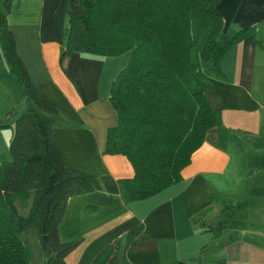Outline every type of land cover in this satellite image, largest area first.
Returning a JSON list of instances; mask_svg holds the SVG:
<instances>
[{"label":"crops","instance_id":"obj_1","mask_svg":"<svg viewBox=\"0 0 264 264\" xmlns=\"http://www.w3.org/2000/svg\"><path fill=\"white\" fill-rule=\"evenodd\" d=\"M67 4L11 0L6 19L17 51L39 94L59 108L52 136L64 164L96 176H132L126 155L104 152L107 130L118 121L112 82L131 51H74L61 66ZM218 9L229 31L255 27L254 35L223 55L221 72L203 69L212 84L206 97L221 110L222 122L207 130L182 179L151 196L124 202L103 189L70 196L58 236L82 240L66 255L67 264H90L102 246L139 223L140 237L155 239L157 246L130 250L119 264H202L193 257L205 263L223 258L224 264H264V0H220ZM25 106L22 86L0 57V125L12 124ZM10 135L11 127L0 126V154L9 159ZM208 205L203 219L194 221ZM224 206L237 207L236 216L215 236L207 226Z\"/></svg>","mask_w":264,"mask_h":264},{"label":"trees","instance_id":"obj_2","mask_svg":"<svg viewBox=\"0 0 264 264\" xmlns=\"http://www.w3.org/2000/svg\"><path fill=\"white\" fill-rule=\"evenodd\" d=\"M220 0H68L60 64L74 51L116 55L130 50L127 64L111 86L117 124L108 128L104 152L126 155L132 176H96L64 164L52 136L58 106L42 97L16 48L6 14L0 11V57L25 92L26 106L12 124L10 159L0 154V264H67L66 255L81 238L61 241L57 232L70 196L103 189L124 202L151 196L182 179V169L201 146L207 130L222 122L205 91L211 81L204 67L221 72L223 55L254 25L229 31L218 9ZM206 32V37L201 39ZM263 44V40H258ZM201 43V44H200ZM9 112V114H11ZM17 201L27 206L23 213ZM30 203L28 204V202ZM211 205L192 218L203 219ZM224 206L207 226L220 235L236 216ZM33 229L41 257L23 235ZM143 223L128 228L102 246L90 264H119L127 252L156 248L155 239L140 237ZM47 235L49 248L43 236ZM202 264H224L218 259Z\"/></svg>","mask_w":264,"mask_h":264},{"label":"rangeland","instance_id":"obj_3","mask_svg":"<svg viewBox=\"0 0 264 264\" xmlns=\"http://www.w3.org/2000/svg\"><path fill=\"white\" fill-rule=\"evenodd\" d=\"M3 6H4V0H0V10L3 8ZM62 16H63V18H65L66 13L64 14V12H62ZM65 19L67 20V16ZM66 24H67V21H66ZM205 37H206V32L204 33V35L201 39V43L204 41ZM29 203H30V201L28 202V204ZM17 206L19 207L20 211L23 213H26L28 211L27 206L22 205L21 201H17ZM23 237H24L25 242H27L30 246H32L34 248L35 257H34L33 262H38L39 258L41 257V250H40V246H39L40 240H39V237H38L36 231L33 229H30L29 231H27L23 235Z\"/></svg>","mask_w":264,"mask_h":264},{"label":"water","instance_id":"obj_4","mask_svg":"<svg viewBox=\"0 0 264 264\" xmlns=\"http://www.w3.org/2000/svg\"><path fill=\"white\" fill-rule=\"evenodd\" d=\"M43 240H44L45 245L49 248V243H48L47 235H44L43 236Z\"/></svg>","mask_w":264,"mask_h":264}]
</instances>
